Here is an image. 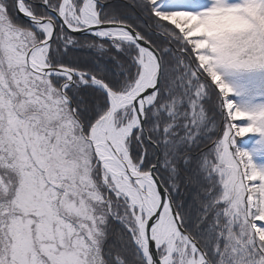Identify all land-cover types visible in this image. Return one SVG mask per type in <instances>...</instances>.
<instances>
[{
	"label": "snow or ice",
	"instance_id": "6c2138e0",
	"mask_svg": "<svg viewBox=\"0 0 264 264\" xmlns=\"http://www.w3.org/2000/svg\"><path fill=\"white\" fill-rule=\"evenodd\" d=\"M253 74L264 0H0V264H264Z\"/></svg>",
	"mask_w": 264,
	"mask_h": 264
},
{
	"label": "trees",
	"instance_id": "16d2710c",
	"mask_svg": "<svg viewBox=\"0 0 264 264\" xmlns=\"http://www.w3.org/2000/svg\"><path fill=\"white\" fill-rule=\"evenodd\" d=\"M236 82L244 84L247 88L252 90H258L262 87H264V80H258L257 82L252 81L250 83H247L243 77H240L236 80ZM257 138L254 136H251V134H246L245 137L237 138V146L241 149H250L252 147V143ZM253 163L254 165L258 166H264V156L256 155L253 157Z\"/></svg>",
	"mask_w": 264,
	"mask_h": 264
},
{
	"label": "rangeland",
	"instance_id": "374dc122",
	"mask_svg": "<svg viewBox=\"0 0 264 264\" xmlns=\"http://www.w3.org/2000/svg\"><path fill=\"white\" fill-rule=\"evenodd\" d=\"M249 77H252V79H257V78L264 77V75H261V74H253V75H249Z\"/></svg>",
	"mask_w": 264,
	"mask_h": 264
}]
</instances>
